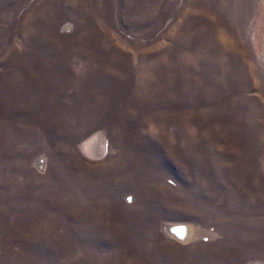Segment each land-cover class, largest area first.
<instances>
[{
	"label": "rangeland",
	"instance_id": "obj_1",
	"mask_svg": "<svg viewBox=\"0 0 264 264\" xmlns=\"http://www.w3.org/2000/svg\"><path fill=\"white\" fill-rule=\"evenodd\" d=\"M0 264H264V0H0Z\"/></svg>",
	"mask_w": 264,
	"mask_h": 264
},
{
	"label": "water",
	"instance_id": "obj_2",
	"mask_svg": "<svg viewBox=\"0 0 264 264\" xmlns=\"http://www.w3.org/2000/svg\"><path fill=\"white\" fill-rule=\"evenodd\" d=\"M165 232L177 241L185 242L190 234V230L186 225H168Z\"/></svg>",
	"mask_w": 264,
	"mask_h": 264
}]
</instances>
